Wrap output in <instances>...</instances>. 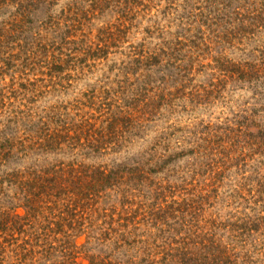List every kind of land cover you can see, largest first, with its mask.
Masks as SVG:
<instances>
[{
    "label": "rangeland",
    "instance_id": "rangeland-1",
    "mask_svg": "<svg viewBox=\"0 0 264 264\" xmlns=\"http://www.w3.org/2000/svg\"><path fill=\"white\" fill-rule=\"evenodd\" d=\"M27 2L0 8V180L71 161L118 173L72 233L83 264L148 258L87 243L104 211L155 254L208 237L264 264V0ZM22 197L0 185L2 210Z\"/></svg>",
    "mask_w": 264,
    "mask_h": 264
},
{
    "label": "trees",
    "instance_id": "trees-1",
    "mask_svg": "<svg viewBox=\"0 0 264 264\" xmlns=\"http://www.w3.org/2000/svg\"><path fill=\"white\" fill-rule=\"evenodd\" d=\"M27 1L0 0V8L10 2L18 5V12L21 13L23 5L26 8L31 5ZM66 134L68 139L69 134ZM61 138L59 134L52 135V139H48L50 141L44 146L51 149L67 140ZM102 142H98V150L104 145ZM117 174L102 167H88L71 161L50 168L44 174L34 171L19 176L13 171L2 176L0 185L7 183L17 186L19 193L23 194V205L18 207L26 210L21 214L18 213V207H15L16 211L0 208V264H83L77 261L82 251L74 242L72 233H82L86 220L84 215L88 219L92 216L87 210L96 206L100 194L118 180ZM78 208L84 213L78 212ZM96 220L103 224L95 229L97 234L91 235L87 243L103 248L108 241H112L116 248L119 242L128 248L135 243L145 244L143 253L148 258L142 259L140 264H239L241 259V255L231 245H218L216 240L208 237L191 239L186 236L180 240L167 237V241L172 240L169 243L164 237L167 247H162V251L155 254L153 250L158 247L155 242L130 241L125 232L118 235L113 227L114 218L106 211ZM159 230L157 228V232ZM167 230L161 228L160 231ZM153 243L155 246L149 247ZM102 253L104 256L86 255L88 264H138L135 261L122 262L109 253ZM159 254L161 256L158 257ZM59 255L62 257L60 260L56 258ZM153 255L158 258H151ZM246 260L244 257L243 264L248 263Z\"/></svg>",
    "mask_w": 264,
    "mask_h": 264
}]
</instances>
